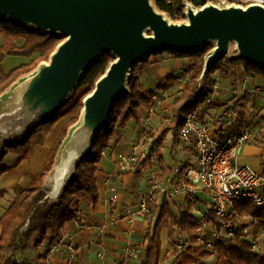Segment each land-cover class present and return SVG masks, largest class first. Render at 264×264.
<instances>
[{"label": "water", "instance_id": "obj_1", "mask_svg": "<svg viewBox=\"0 0 264 264\" xmlns=\"http://www.w3.org/2000/svg\"><path fill=\"white\" fill-rule=\"evenodd\" d=\"M0 20L62 37L46 61L16 79L0 100L18 87L14 104L0 108V150L27 138L48 121L74 93L83 74L103 53L113 59L82 99L77 120L69 126L50 174L61 160L71 173L57 197L89 153L114 102L128 92L131 69L147 56L165 50L194 52L207 44L198 78L202 87L210 67L233 43L246 63L264 68V4L227 0L201 6L184 2L183 18L171 20L153 0H0ZM54 187L43 199L52 197ZM39 201V203L41 202Z\"/></svg>", "mask_w": 264, "mask_h": 264}, {"label": "crops", "instance_id": "obj_2", "mask_svg": "<svg viewBox=\"0 0 264 264\" xmlns=\"http://www.w3.org/2000/svg\"><path fill=\"white\" fill-rule=\"evenodd\" d=\"M10 38L13 37L0 29V46ZM13 42L16 46H20L24 39L13 38ZM11 57V55L3 54L1 65L5 71L28 62L31 58L17 56L14 57L15 62H11ZM187 63H189L188 57L168 56L157 64H148L141 69L142 74H140L143 77L139 74V81L144 85V89L152 92V101L148 107L138 108L139 121L130 119L124 126L115 127L109 136L107 145L102 149L101 159L96 164L98 191L96 203L87 206L85 201H78V213L72 220L65 223L62 238L52 245L48 240H44L36 247L37 255L45 257L48 264H145L147 243L145 234L148 229L153 228L162 206L167 205L176 216L182 211H187L196 219H202L212 208L209 194L199 183L194 186L195 192L192 195L184 190V187L190 184L189 180L183 178L185 169L197 167L196 154L191 145H184L178 141L172 148V136L168 131L162 139L164 146L160 149L161 163L157 155L155 158L150 157L156 154L158 149L154 141L158 135L159 126L164 121L159 116L161 99L165 97L163 91L166 85L168 86L171 82L174 84L176 78L171 69L182 70ZM240 70L241 67H238L237 71ZM167 75L172 76L167 79ZM145 76L156 79L157 86L162 85L158 87L161 90H156L151 80L144 81ZM211 76L213 82L210 86L214 100L207 107L201 106L205 111L200 115V118L207 122L210 130H214L213 114L222 103L231 100L234 95L242 96L241 98L253 97L254 93H258L252 91L254 87L260 86L259 88L263 90V93L253 97L252 102L262 107L258 115L264 117V76L257 74L247 77L239 76V78L223 77L218 72H214ZM241 89L244 90L243 93ZM244 102L240 99L241 104ZM248 109L252 110V107ZM241 120L240 116L239 122ZM65 121L66 117L60 116L52 123L33 132L29 136L25 156L13 168L0 174V216L18 192L30 183L32 176L42 168ZM263 121L258 125L262 126L261 129L260 127L252 128V136L246 141L237 158L238 163L247 164L256 170L262 169L263 166L260 161L264 144ZM238 126L215 130L214 135L223 137L237 131ZM261 130H263L262 133H260ZM149 141L151 142L148 143ZM118 143L126 152L139 153V160L135 167L127 173H120L115 166ZM16 157V154L7 152L3 156V161L12 162ZM181 172L182 175H180ZM149 194H153L154 201L148 204L146 210L140 212L139 199ZM254 229L255 236L253 230L251 234H247L246 239L256 242L260 237L257 229L255 227ZM158 237L160 251L157 263L170 264L176 249L168 240L166 227H159ZM173 240L179 241L177 232L173 234ZM131 246L138 248L137 257L125 252V249ZM260 253L264 254V252ZM204 261L207 264H213L215 260L213 263H208L205 258Z\"/></svg>", "mask_w": 264, "mask_h": 264}, {"label": "trees", "instance_id": "obj_3", "mask_svg": "<svg viewBox=\"0 0 264 264\" xmlns=\"http://www.w3.org/2000/svg\"><path fill=\"white\" fill-rule=\"evenodd\" d=\"M185 1L198 7L207 1L214 2L216 0H153L156 7L166 13L171 20L183 18ZM227 1L243 3L242 0ZM0 29L9 33L13 38L21 37L24 39L20 46L14 44L13 38L8 39L0 46L1 94L16 79L35 68L39 62L46 61L50 52L62 37L51 36L39 30L29 29L22 25H14L1 20ZM210 48L211 45L207 44L203 49L194 52L179 53L165 50L173 57H192L194 62L189 66L191 74L188 80L184 83L180 94L172 102L170 117L165 119L159 126V133L154 143L158 145L156 155L160 163L162 161L160 149L164 146L163 136L170 131L172 136L171 147L173 148L178 143L179 128L183 124L184 117L187 113L194 110L197 105L201 104L206 96L212 92L210 85L213 82L211 75L214 72H218L223 77L238 74L240 77L257 74L264 76V68L262 67L248 64L240 58L222 57L213 63L208 71L204 85L199 87L198 78L203 66V57ZM35 53H37L36 60L30 59V61L14 66L7 71L1 65L3 54L29 58ZM150 56H147L140 63H146ZM112 59L113 56L110 53H103L83 74L73 95L53 113L48 121L38 125L33 130L35 132L38 128L52 123L66 113L69 116L54 141L42 168L32 176L30 183L18 192L0 216V264H48L46 258L41 255H37L34 263L20 262L15 259L13 254L21 246L17 241L19 229L28 223L24 239L27 240L34 234L31 240L34 248L44 240H48L51 245L59 241L64 235L65 223L72 220L78 213V201L83 200L87 206H90L96 203L98 199L95 175L96 164L100 161L102 149L107 145L108 138L114 128L124 126L130 119L136 122L139 121L138 108L148 107L152 101V92L143 89L138 80L139 69L138 63H136L131 69L128 78L127 88L129 91L122 94L114 102L107 121L94 138L89 153L77 166L70 182L58 195L56 201L47 204L41 209L35 207L45 195V179L52 170L60 145L66 136L69 126L79 116L83 97L91 92L95 81L104 73ZM238 67H241L240 71H237ZM171 76L167 75V79H170ZM29 136L19 143L7 144L2 147L0 150V174L13 168L25 156ZM7 152L16 154V159L12 162L3 161V156ZM79 177H81V180ZM184 182L187 183V181ZM247 217L258 219L264 223V207L255 205L250 199H237L232 209L224 217H216L212 208H210L202 219H196L187 211H182L176 216L167 205H164L158 213L153 228L148 229L145 234L147 242L145 264H157L160 251L158 230L161 226L167 228L168 240L174 244V247L180 245L179 249L175 248L176 253L170 264H207L204 259L210 256V251L197 243L198 228L203 222L209 220L212 221L213 227L217 230L226 224H231L235 227L233 236L228 239L230 240V245H226L222 239L215 240L213 250L216 252V260L213 264H262L264 263V254L254 251L251 247V241L246 239L247 232L244 230L247 228V222L245 221ZM175 232L178 234V242L173 240ZM253 232L255 236L256 230L254 229Z\"/></svg>", "mask_w": 264, "mask_h": 264}, {"label": "built area", "instance_id": "obj_4", "mask_svg": "<svg viewBox=\"0 0 264 264\" xmlns=\"http://www.w3.org/2000/svg\"><path fill=\"white\" fill-rule=\"evenodd\" d=\"M264 3V0H258ZM245 5L244 3H240ZM188 79L176 78V81L184 83ZM181 87V89H182ZM181 91V90H180ZM179 91V94H180ZM244 90L241 89V93ZM241 97L233 96L231 100L222 103L213 114V127L210 130L207 122L200 118L204 113L202 105L209 106L214 100L213 90L206 96L204 101L196 108L186 114L183 124L179 128V142L189 144L193 147L197 167L187 168L183 177L189 180V185L184 187L187 194L195 192L194 186L199 183L209 194L212 203L213 214L216 217H224L232 209L235 200L250 199L259 207H264V144L260 154L262 169L256 170L247 164H240L237 158L240 155L244 144L252 136V127L247 124H240V112L237 102ZM239 125L238 130L230 132L223 137L214 135L215 130L229 129ZM115 152V166L120 173L131 171L139 160V153L126 152L120 148ZM156 154L151 155L155 158ZM154 201L153 194L144 195L139 199V211L146 210L149 203ZM254 219V218H253ZM88 227V226H87ZM234 226L223 225L219 230L213 227L212 221L203 222L198 228V245H203L208 251L214 249V242L226 236L228 239L233 236ZM247 228H245V232ZM251 247L258 252L256 242L251 241ZM176 249L180 245L175 246ZM125 252L133 257L139 254L138 248L131 246ZM157 264H164L159 262Z\"/></svg>", "mask_w": 264, "mask_h": 264}, {"label": "rangeland", "instance_id": "obj_5", "mask_svg": "<svg viewBox=\"0 0 264 264\" xmlns=\"http://www.w3.org/2000/svg\"><path fill=\"white\" fill-rule=\"evenodd\" d=\"M243 3H251V2H257L258 0H242ZM232 3H237V2H232ZM238 4V3H237ZM264 4V3H263ZM212 45V44H211ZM233 43L230 44L225 57H230L233 54H235V50L233 49ZM12 57L10 58L11 62H15V58L17 57L15 55H11ZM171 57V55L167 52V51H163L157 54H152L149 58L148 61L146 63H138V69H139V74H142V70L145 66H147L148 64H157L159 62H161L165 57ZM37 57V53H35L31 58L29 59H34L36 60ZM28 59V60H29ZM188 61L189 63L185 64L184 67L182 68V70L180 69H171V72L173 73L174 76H176V78H182V79H188L189 75L191 74V70L189 69V66L194 62V59L192 57H188ZM7 66V64H5ZM185 73V74H184ZM140 74V75H141ZM178 74V75H177ZM184 74V75H183ZM237 78H239V74L235 75ZM141 77H143V75H141ZM176 78L174 79V84L173 82H171L168 86L166 85V89L163 91L165 93V97L163 99H161V105L159 108L160 114L159 116L162 117V120L164 119H168L170 117V110H171V105L173 100L179 95V91L181 90L182 87V83H180L179 81H176ZM138 80H139V75H138ZM151 80L153 82V85L155 86V89L160 91L161 89L156 87L157 83H156V79H153L152 76L151 77H147L145 76L144 81H148ZM172 81V80H171ZM160 83V82H159ZM141 84V83H140ZM142 85V84H141ZM152 85V86H153ZM143 89H144V85H142ZM159 87H162V85H160ZM260 87V86H259ZM259 87H254L252 89V91H256L258 93H254V96H258L261 93H263V90H261ZM146 90V89H145ZM236 90V88L234 89ZM235 97H238L237 95H234ZM242 97V96H241ZM253 97H248L246 98L245 96L243 98H240L241 100H244V103H240L237 102V106H238V111L241 114L242 120L240 122V124H247L249 126L253 127H260L258 126L260 124V122L263 121V116L260 117L258 114L261 113V109L262 107L254 105V103L252 102ZM163 101H165L163 103ZM151 103V102H150ZM160 104V103H159ZM252 107V110H249L248 107ZM62 116L66 117V120L68 119V114H64ZM248 117V118H246ZM264 122V121H263ZM262 126L259 128L261 129ZM263 130L260 131V133H262ZM159 133V132H158ZM158 136V135H157ZM151 141H149L148 143H150ZM182 175V172L181 174ZM81 180V177H79ZM184 178V177H183ZM182 179V178H181ZM186 179V178H184ZM45 193L49 191V185L47 184V182H45ZM58 197V196H57ZM57 197L55 198H48V199H44L43 201H41L40 203H38L35 207L36 208H44L47 204L54 202L57 200ZM245 221L247 222L248 226H247V234H251L252 231L254 230V227L257 229V233L259 235V240L256 241V244L258 246V252H264V223L260 222L258 219H253L251 217H247L245 219ZM28 223H26L23 227H21L17 233V241L19 242V244L21 245L20 248L13 254V256L15 257V259L17 261L23 262H36V257H37V252H36V248H34L32 246L31 240L33 235L31 236V238L29 239H24V234L26 231ZM222 240L224 241V243L226 245H230V240H228V238L226 236H224L222 238ZM185 242V241H184ZM176 252V250H175ZM216 260V252L214 250L210 251V256L206 258V261L208 263H213V261Z\"/></svg>", "mask_w": 264, "mask_h": 264}, {"label": "bare ground", "instance_id": "obj_6", "mask_svg": "<svg viewBox=\"0 0 264 264\" xmlns=\"http://www.w3.org/2000/svg\"><path fill=\"white\" fill-rule=\"evenodd\" d=\"M19 87V86H18ZM18 87L14 88L13 91H11L9 94H7L6 96H4L1 100H0V108H4L6 106H10L13 105L15 102V98H14V94L17 93ZM65 160H61L59 162V164L54 168L53 173L51 174V176L49 177L47 184L49 185V189L53 186L54 190L52 192V197L50 198H55L54 195L57 193V190H59L60 188L63 187L64 182L66 181V179L69 177V175L71 173H68V175L66 174V178L62 177L63 174L65 173V163L63 162Z\"/></svg>", "mask_w": 264, "mask_h": 264}]
</instances>
